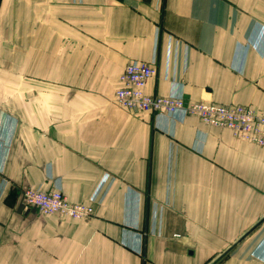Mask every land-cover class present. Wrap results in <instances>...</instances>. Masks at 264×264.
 <instances>
[{
  "label": "crops",
  "instance_id": "crops-1",
  "mask_svg": "<svg viewBox=\"0 0 264 264\" xmlns=\"http://www.w3.org/2000/svg\"><path fill=\"white\" fill-rule=\"evenodd\" d=\"M134 62L150 94L264 111V0H0V264H264V148L120 107Z\"/></svg>",
  "mask_w": 264,
  "mask_h": 264
},
{
  "label": "built area",
  "instance_id": "built-area-1",
  "mask_svg": "<svg viewBox=\"0 0 264 264\" xmlns=\"http://www.w3.org/2000/svg\"><path fill=\"white\" fill-rule=\"evenodd\" d=\"M156 68L148 63L127 64L119 76V87L114 98L119 106L134 113L193 116L201 123L228 129L235 138L264 148V111L240 104L213 102H187L183 96H160L146 91L148 80ZM27 206L42 214H57L73 219L87 217L92 209L83 204L71 203L60 190H23Z\"/></svg>",
  "mask_w": 264,
  "mask_h": 264
},
{
  "label": "rangeland",
  "instance_id": "rangeland-1",
  "mask_svg": "<svg viewBox=\"0 0 264 264\" xmlns=\"http://www.w3.org/2000/svg\"><path fill=\"white\" fill-rule=\"evenodd\" d=\"M155 67V66H154ZM156 68V67H155ZM122 73V72H121ZM117 103V102H116ZM121 107V106H120ZM129 111V110H128ZM26 188H31V187H23V188H20L19 189V194H20V196H21V199H22V202H23V204H24V206L26 207V208H28V209H33V208H31L30 206H27L26 204H25V202H24V199H23V195H22V193H23V190L24 189H26ZM31 189H34V188H31ZM35 190H39V189H35ZM51 190H57V189H50V190H47V191H51ZM39 191H45V190H39ZM61 191V190H60ZM62 192V191H61ZM63 193V192H62ZM64 194V193H63ZM65 195V194H64ZM66 196V195H65ZM66 198H67V196H66ZM68 199V198H67ZM68 201H69V199H68ZM69 202H71V201H69ZM71 203H74V202H71ZM77 204H82V203H77ZM83 205H86V204H83ZM86 206H88V207H91V206H89V205H86ZM91 209H92V207H91ZM33 210H35L36 212H38L36 209H33ZM39 214H42V213H40V212H38ZM42 215H50V214H42ZM53 215H56V216H58V217H60V218H67V219H71V220H79V219H83V218H88V217H91L92 215H93V209H92V212H91V214L89 215V216H87V217H83V218H78V219H73V218H69V217H61V216H59V215H57V214H53ZM216 247H219V248H221L219 251H221V252H224L225 250H227L225 247V244H216ZM219 260V259H218Z\"/></svg>",
  "mask_w": 264,
  "mask_h": 264
}]
</instances>
